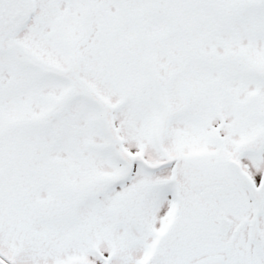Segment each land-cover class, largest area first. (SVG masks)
<instances>
[{"label": "snow or ice", "instance_id": "6c2138e0", "mask_svg": "<svg viewBox=\"0 0 264 264\" xmlns=\"http://www.w3.org/2000/svg\"><path fill=\"white\" fill-rule=\"evenodd\" d=\"M0 264H264V0H0Z\"/></svg>", "mask_w": 264, "mask_h": 264}]
</instances>
